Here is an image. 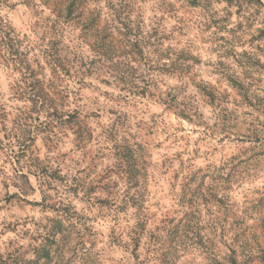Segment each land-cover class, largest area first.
Listing matches in <instances>:
<instances>
[{
    "label": "clouds",
    "instance_id": "clouds-1",
    "mask_svg": "<svg viewBox=\"0 0 264 264\" xmlns=\"http://www.w3.org/2000/svg\"><path fill=\"white\" fill-rule=\"evenodd\" d=\"M0 264H264V0H0Z\"/></svg>",
    "mask_w": 264,
    "mask_h": 264
}]
</instances>
